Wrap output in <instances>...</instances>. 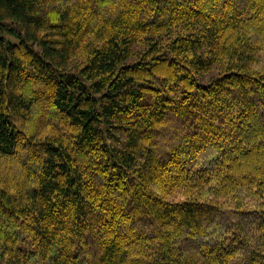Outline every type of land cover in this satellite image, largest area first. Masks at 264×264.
<instances>
[{
	"label": "trees",
	"instance_id": "trees-1",
	"mask_svg": "<svg viewBox=\"0 0 264 264\" xmlns=\"http://www.w3.org/2000/svg\"><path fill=\"white\" fill-rule=\"evenodd\" d=\"M0 264H264V0H0Z\"/></svg>",
	"mask_w": 264,
	"mask_h": 264
},
{
	"label": "rangeland",
	"instance_id": "rangeland-1",
	"mask_svg": "<svg viewBox=\"0 0 264 264\" xmlns=\"http://www.w3.org/2000/svg\"><path fill=\"white\" fill-rule=\"evenodd\" d=\"M1 36H5V35L0 33V37H1Z\"/></svg>",
	"mask_w": 264,
	"mask_h": 264
}]
</instances>
